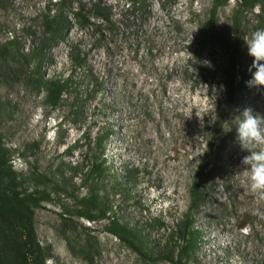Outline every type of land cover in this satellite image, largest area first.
Instances as JSON below:
<instances>
[{
    "label": "rangeland",
    "instance_id": "374dc122",
    "mask_svg": "<svg viewBox=\"0 0 264 264\" xmlns=\"http://www.w3.org/2000/svg\"><path fill=\"white\" fill-rule=\"evenodd\" d=\"M78 1L85 11L99 2L106 17L91 16L88 26L65 7L67 22L46 31L39 13L47 0H0V148L18 189L47 195L18 237H33L41 264H170L164 256L183 244L178 221L188 213L194 245L182 264H264V190L251 187L242 164L250 153L236 138L244 109L264 118V87L247 83L245 43L264 28V0L241 13L235 72L248 77L233 92L223 76L236 0H218V40L205 34L213 0ZM71 52L84 63H71ZM55 77L66 82L52 103L43 80ZM207 153L203 196L190 208ZM94 158L101 171L87 177ZM91 191L94 213L106 207L140 252L108 220L86 218L79 199ZM0 230L8 234L1 219Z\"/></svg>",
    "mask_w": 264,
    "mask_h": 264
},
{
    "label": "trees",
    "instance_id": "16d2710c",
    "mask_svg": "<svg viewBox=\"0 0 264 264\" xmlns=\"http://www.w3.org/2000/svg\"><path fill=\"white\" fill-rule=\"evenodd\" d=\"M135 2H139L142 5L143 0H131L133 7H135ZM212 3L211 16L209 17L207 26L208 30L205 34L212 40H218V37L221 39L223 36L222 34L217 35L213 28V13L218 5V0H213ZM259 3L260 0H236V8L231 17V35L225 38L229 55L227 62L225 63L226 72L223 79L227 88L230 89L231 92L237 87L239 88L242 86L246 77H248L245 73L239 75L235 72V68L238 65V28L240 26V16L244 10H251L256 5H259ZM49 5H52L55 8L49 9ZM65 7H68V9L71 10V14L75 19L88 26L93 24V22L90 21L91 16L106 17L107 7L100 5L97 1L91 2L90 8L88 9L89 11H85V5L78 0H47L46 10L39 13L40 20L46 31H58L61 26L63 27V23L67 22V18L62 13V9ZM69 60L71 63L73 62L77 65H81L84 63V56H79L78 52H71ZM65 82L66 81L56 77L43 80L45 86L44 96L46 100L51 101L52 103L58 102L62 86L64 85L63 83ZM221 128L222 121L219 116H215L212 136L216 138ZM95 145L98 147L99 153L101 154L103 146L100 138H98ZM210 154H205L201 159L200 165L191 180L190 208L196 207L198 202L202 199V181L205 176L204 169L206 165L209 164ZM101 168L102 162L97 161L94 158L88 169L87 177H91L93 173H99ZM97 197V194L93 191L89 192L88 195L80 197V206L85 211L84 214L86 215V218L90 220H94L95 218L108 220L107 228L113 233V235L140 252L139 247L134 244L135 233L119 220L110 218L106 214V207L100 208L97 213H94V211L97 210ZM46 199L47 195H38L33 191L26 192L18 189L17 183L15 182V173L11 170L10 164L8 163L7 153L4 149L0 148V219L4 221V224H6V228L8 229V234L0 230V264H28V251L32 253L34 252L32 259L36 264L40 263H37L40 258L38 254L41 252L38 243L33 240V237H28V239L24 238V240L21 239L18 237L16 229L23 226L25 220L29 221L32 218L34 208ZM10 224L13 225L9 226ZM178 232L180 236L185 237V239L176 253L169 252L164 256L170 264H182V259L189 256L193 251L194 243L192 235L195 231L193 230V221L188 213H185L178 221ZM262 262H264V259Z\"/></svg>",
    "mask_w": 264,
    "mask_h": 264
},
{
    "label": "clouds",
    "instance_id": "9594fccd",
    "mask_svg": "<svg viewBox=\"0 0 264 264\" xmlns=\"http://www.w3.org/2000/svg\"><path fill=\"white\" fill-rule=\"evenodd\" d=\"M248 55L253 58L249 68L251 86L264 87V28H257L245 41ZM252 69H255L253 72ZM236 124L237 140L240 148L250 154L243 157L242 164L248 167L251 187L264 190V118L246 108L238 117ZM231 128L226 129L230 131Z\"/></svg>",
    "mask_w": 264,
    "mask_h": 264
}]
</instances>
